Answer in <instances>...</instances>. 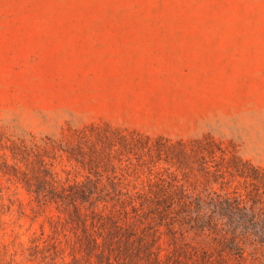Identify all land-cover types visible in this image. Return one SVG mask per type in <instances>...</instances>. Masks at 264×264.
<instances>
[{
	"label": "rangeland",
	"instance_id": "obj_1",
	"mask_svg": "<svg viewBox=\"0 0 264 264\" xmlns=\"http://www.w3.org/2000/svg\"><path fill=\"white\" fill-rule=\"evenodd\" d=\"M206 136L223 153L204 161L163 144ZM0 140L6 260L31 264L33 238L81 233L76 186L84 214L98 206L123 234L167 247L153 193L243 190L232 156L264 170V0H0ZM40 178L53 193L37 194Z\"/></svg>",
	"mask_w": 264,
	"mask_h": 264
},
{
	"label": "trees",
	"instance_id": "obj_2",
	"mask_svg": "<svg viewBox=\"0 0 264 264\" xmlns=\"http://www.w3.org/2000/svg\"><path fill=\"white\" fill-rule=\"evenodd\" d=\"M96 130L101 137L108 135L123 139L131 136L153 141L158 148L162 146L161 139L152 140L137 131L110 127ZM168 143L163 142L164 146L172 147L167 150L168 154L173 151L174 155L186 157L192 153L203 161L204 154L223 153L215 140L208 136ZM226 162L229 163L226 171L230 175L244 179L243 190L230 191L229 185L223 183L220 193L213 190L192 194L182 191L153 193L156 199L151 202L155 205L154 213L171 234L167 247L163 239L154 234L150 245L139 237L123 234L117 216L105 215L98 206L92 214H84L78 203L86 201V192L76 186L70 192L73 201L69 199L68 202L79 220L81 233L62 238L53 232L55 237L42 241V244L33 238L27 261L31 264H264V170L235 156ZM210 167L205 161L202 170H210ZM213 168L222 170L221 166ZM49 184L48 180L43 182L40 178L37 194L42 195V190ZM49 188L53 193L54 186L50 184ZM207 199L211 201L210 206H207ZM194 201L199 202L198 205L193 204ZM103 215L105 217L98 221V225L96 221L90 222L94 216L101 220ZM184 224L197 232V237L179 236L177 230ZM102 229L104 235L99 234ZM4 256L0 252V264H14V258L6 260Z\"/></svg>",
	"mask_w": 264,
	"mask_h": 264
}]
</instances>
